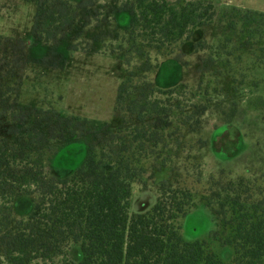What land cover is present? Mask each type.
<instances>
[{"label": "trees", "instance_id": "1", "mask_svg": "<svg viewBox=\"0 0 264 264\" xmlns=\"http://www.w3.org/2000/svg\"><path fill=\"white\" fill-rule=\"evenodd\" d=\"M31 1L36 8L28 47L40 45L42 53L34 57L61 68L67 54L79 48L67 41L79 39L72 31L98 22L99 0ZM116 11L125 15L127 34L115 55L123 66L115 124L19 103L21 80L14 74L19 61H28L27 45L0 34V47L9 50L0 64V264H264V174L232 177L220 169L199 195L215 218L222 245L233 248L231 260L219 259L207 240L183 236L180 219L196 206L199 193L180 181L182 162L198 166L182 155L205 145L187 146L186 136L201 130L209 99L199 87L193 92L179 83L161 89L150 78L160 57L173 55L193 32L215 22V4L121 0ZM239 19L264 26L261 11H245ZM234 25L229 19V28ZM203 44L198 38L194 53L204 50ZM224 126L214 130L213 141ZM77 140L85 142L80 165L63 176L48 175L46 155ZM134 183L155 187L149 208L132 210ZM21 198L29 208L17 216ZM69 247L76 250L73 257Z\"/></svg>", "mask_w": 264, "mask_h": 264}, {"label": "rangeland", "instance_id": "2", "mask_svg": "<svg viewBox=\"0 0 264 264\" xmlns=\"http://www.w3.org/2000/svg\"><path fill=\"white\" fill-rule=\"evenodd\" d=\"M120 1L99 0L96 5V11L100 14L98 22L84 26L81 31L79 27L73 30L72 35L78 34L79 39L67 41L79 45L78 50L67 54L61 68H58L60 65L52 68L49 67L50 62L44 64L39 61L43 47L38 44L28 47L33 43L27 41L36 3L31 0H0V34L23 39L29 54L26 63L19 61L14 74L16 79L21 80L18 102L50 106L66 114L115 124L117 118L113 106L123 73L122 62L115 55L121 53L119 49L124 47L127 34L125 15L118 16L116 11ZM209 1L217 9L215 22L204 30L193 32L192 37L178 47V52L160 57L150 78L161 89L179 83H186L193 92L199 87L201 94L209 99L201 130L196 135L186 136L187 146L194 143L205 145H193L182 155L184 161L193 157V162L198 166L190 168L186 162H182L184 167L180 170V181L199 194L196 206L180 219V223L186 239H205L210 247L216 245L221 251L227 249L228 262L233 256V248L222 245L215 218L200 201L199 195L210 175H216L220 169H225L232 177L250 175L259 178L264 174V26L259 25L261 21L244 24L239 19L240 13L244 15L245 11L264 12V0ZM229 19L235 22L234 28H229ZM95 24L99 25L97 29L94 28ZM98 37L100 40H97ZM200 37L205 49L194 53V43ZM60 49L58 46L57 51ZM8 54L9 50L0 47V64L3 56ZM36 54L38 56L34 57ZM223 126V135L213 141L214 130ZM3 130L1 126L0 133ZM199 138L202 142L198 141ZM90 140L93 141L92 137ZM214 149L220 151L215 152ZM84 155L85 142L81 140L60 147L59 151L46 155L47 174H68L80 165ZM155 198V187L152 185L146 188L136 183L132 185V210L149 208ZM28 208V199L21 198L14 212L17 216L25 215ZM215 229L217 239L212 236ZM76 247L79 258V247ZM75 252L74 247H69L70 257Z\"/></svg>", "mask_w": 264, "mask_h": 264}, {"label": "clouds", "instance_id": "3", "mask_svg": "<svg viewBox=\"0 0 264 264\" xmlns=\"http://www.w3.org/2000/svg\"><path fill=\"white\" fill-rule=\"evenodd\" d=\"M212 247H213V250L217 252L219 259L226 262L228 259V250L224 249L223 251H221L220 249L217 248L216 245H212Z\"/></svg>", "mask_w": 264, "mask_h": 264}, {"label": "flooded vegetation", "instance_id": "4", "mask_svg": "<svg viewBox=\"0 0 264 264\" xmlns=\"http://www.w3.org/2000/svg\"><path fill=\"white\" fill-rule=\"evenodd\" d=\"M223 131H224V129L222 130V132H223ZM222 132L220 133V136H221V135H223V133H222Z\"/></svg>", "mask_w": 264, "mask_h": 264}]
</instances>
